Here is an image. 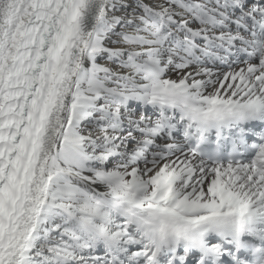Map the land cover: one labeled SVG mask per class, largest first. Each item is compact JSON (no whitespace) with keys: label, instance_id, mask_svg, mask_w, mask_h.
<instances>
[{"label":"snow or ice","instance_id":"snow-or-ice-1","mask_svg":"<svg viewBox=\"0 0 264 264\" xmlns=\"http://www.w3.org/2000/svg\"><path fill=\"white\" fill-rule=\"evenodd\" d=\"M0 264H264V0H0Z\"/></svg>","mask_w":264,"mask_h":264}]
</instances>
